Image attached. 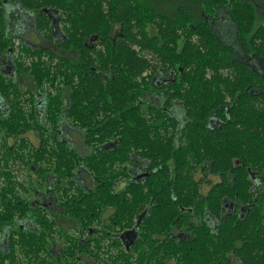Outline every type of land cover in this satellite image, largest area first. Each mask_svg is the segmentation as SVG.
I'll return each mask as SVG.
<instances>
[{"label":"trees","instance_id":"1","mask_svg":"<svg viewBox=\"0 0 264 264\" xmlns=\"http://www.w3.org/2000/svg\"><path fill=\"white\" fill-rule=\"evenodd\" d=\"M9 1L0 0V61L14 57L0 73V264H264V7L199 0L196 15L147 0H12L44 17L50 40L43 9L64 13L56 45L74 59L20 44ZM64 123L87 154L63 140ZM196 176L219 179L204 193ZM47 189L75 235L43 210ZM229 202L244 217L227 213Z\"/></svg>","mask_w":264,"mask_h":264},{"label":"flooded vegetation","instance_id":"2","mask_svg":"<svg viewBox=\"0 0 264 264\" xmlns=\"http://www.w3.org/2000/svg\"><path fill=\"white\" fill-rule=\"evenodd\" d=\"M8 8V22H9V31L10 34L16 38H18V41L20 44H26L28 47L33 48V50H36L39 48V50H48L53 51L58 54H69L74 59L78 57L77 52L74 50H71L69 52H64L57 48L56 43L62 42L65 40V25L64 20L66 18L65 14L62 13L59 10L55 9H43V13L48 22H49V33L52 35L53 39L50 40L46 37L45 33L42 32L39 29L38 23L40 21H44V17L39 14V12L35 9H25L21 7V5L18 2H13L10 0L7 3ZM14 60L13 56H7L4 58H1L0 61V73L9 76L11 71L12 62ZM0 109L3 113L6 111V107L3 103L0 102ZM179 107L175 106L171 109V114L173 116H176L180 111ZM179 111V112H178ZM211 124L213 125H219L220 121L211 120ZM25 135V134H24ZM4 150L0 147V157L2 156ZM146 165L142 162H138L135 170L136 176H143L146 172ZM1 180V178H0ZM194 180L200 185L201 190L205 193L213 184L217 183L218 180L215 177L211 176H196L194 177ZM51 181L50 178H46V182ZM88 181L82 180L80 181V185L87 186ZM41 200L43 203V210L46 212H49L51 216H53L55 221L60 224L61 220L57 218L59 214H57L56 210V198L55 196L49 194V190L47 189L45 194L42 196ZM226 212L228 213L231 210V213H233L235 216L242 218L245 214V206L241 205L237 202H229L225 205ZM141 218H139L138 223L140 222ZM198 223L206 224L211 229L217 230L218 223L214 219H202L201 221L197 220ZM135 232V231H133ZM182 233L184 234V239L189 240L190 239V231L189 228H183ZM132 236H134V233H132L130 236H128V239H130ZM50 264H56V263H50ZM60 264V263H57Z\"/></svg>","mask_w":264,"mask_h":264},{"label":"rangeland","instance_id":"3","mask_svg":"<svg viewBox=\"0 0 264 264\" xmlns=\"http://www.w3.org/2000/svg\"><path fill=\"white\" fill-rule=\"evenodd\" d=\"M150 2L153 6L156 5L159 10L163 13L172 14L179 6H186L187 8L191 9L196 15L201 12V5L199 3V0H147ZM257 5H261L264 7V0H255ZM260 23H264V17L263 14H260ZM224 25H226L224 27ZM218 29V26H217ZM221 33V39L225 42L232 43L233 38V27L231 24H227L226 21L223 22V26H220L219 28ZM181 111V109H180ZM179 112V111H178ZM176 117L180 120L183 119V112H179ZM68 123V122H67ZM61 133L63 136V140L66 142L71 143V145L79 151L81 154H87L89 152L88 147L83 142V135L79 131L71 129L66 123H64ZM24 137H27L34 146H37L39 143V139L36 136L34 132L25 134ZM217 178V177H216ZM219 178H217L218 180ZM60 225L65 227V229H68L70 233L75 235V226L74 224L67 220H61ZM6 244V235L0 236V248H4ZM62 247V241L60 239H57V245L55 247V250L57 251L55 254L58 255L59 252H61ZM85 264H92L91 260L88 257H84ZM55 261H61L62 263H65V260H55L52 259L50 262ZM61 263V264H62ZM169 264H176L175 261H170Z\"/></svg>","mask_w":264,"mask_h":264},{"label":"water","instance_id":"4","mask_svg":"<svg viewBox=\"0 0 264 264\" xmlns=\"http://www.w3.org/2000/svg\"><path fill=\"white\" fill-rule=\"evenodd\" d=\"M139 178H141V176Z\"/></svg>","mask_w":264,"mask_h":264}]
</instances>
